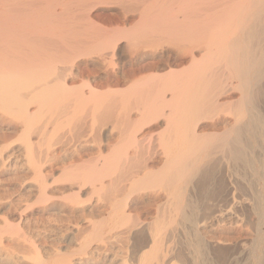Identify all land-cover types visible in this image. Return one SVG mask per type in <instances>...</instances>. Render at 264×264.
<instances>
[{
  "label": "bare ground",
  "instance_id": "6f19581e",
  "mask_svg": "<svg viewBox=\"0 0 264 264\" xmlns=\"http://www.w3.org/2000/svg\"><path fill=\"white\" fill-rule=\"evenodd\" d=\"M0 132L8 261L264 264V0H0Z\"/></svg>",
  "mask_w": 264,
  "mask_h": 264
},
{
  "label": "rangeland",
  "instance_id": "374dc122",
  "mask_svg": "<svg viewBox=\"0 0 264 264\" xmlns=\"http://www.w3.org/2000/svg\"><path fill=\"white\" fill-rule=\"evenodd\" d=\"M176 69H178V68H176ZM3 134V132H0V136H3L2 135ZM13 137V136H12ZM1 138V137H0ZM14 140V138H11V139H9V141L10 142H8V143H12L11 141H13ZM14 143V142H13ZM15 176H17V177H15ZM19 176H18V174L17 173H14L13 171H10V172H8V171H6V172H2V173H0V201L2 202H6V201H10V200H12V201H14L17 205H18V202H20V201H23L22 203H25L26 202V200L25 199H27L30 203H32V202H34V198H32L31 197V195H29L30 193L29 192H27L26 190H22L16 183V181H19L20 179L18 178ZM16 178L17 179H19V180H16ZM26 191V192H25ZM24 193V194H23ZM29 193V194H28ZM23 194V195H22ZM29 199H28V198ZM21 200H20V199ZM17 199V200H16ZM25 200V201H24ZM15 207V206H14ZM14 208H12V210H13ZM4 209H2L1 207H0V226H2L3 224V220H4V218L6 217V216H4V211H3ZM6 212V211H5ZM48 213H50V214H48ZM64 213H58L57 211H55V212H53V211H49V212H47V214H45L42 218H37L35 221H32V222H30L29 223V228L31 229V231L33 230V231H40L42 234H41V237L43 236V234L45 235V237H42V238H40V239H42L41 240V242H42V244L44 245H46L47 247H49V246H51L52 248H54V249H57V250H59L61 253H67V252H70V250H73V249H76V246H77V244L82 240V239H80L81 237H83V236H80V237H78V235H77V237H75V239L74 238H72V236L73 235H71V234H61V236H59L60 238L58 239L57 237H55V235L53 234V233H49L51 230H53V229H57L58 231H59V229H61L62 230V226H63V224L64 225H66L67 224V222H73V223H75V222H77V220H80L81 221V219L78 217V216H76V215H73V216H71V214H64ZM99 214V213H98ZM98 214L96 213V215L98 216ZM6 215V214H5ZM48 215V216H47ZM67 215V216H66ZM151 215H153V211H150V213L149 214H146V216L144 217V218H149V216H151ZM64 216V217H63ZM66 216V217H65ZM72 217V218H71ZM77 217L79 218V219H77ZM69 219H71V220H69ZM5 220H6V218H5ZM76 220V221H75ZM65 222V223H64ZM79 222V221H78ZM14 223V222H13ZM14 224H16V223H14ZM44 231V232H43ZM47 231V232H46ZM57 231V232H58ZM49 234V235H48ZM51 235V236H50ZM62 235H64L63 237H62ZM48 236H50L49 237V239H47V237ZM67 236V237H66ZM56 238V239H55ZM63 238V239H62ZM60 239H62V240H60ZM73 241V242H72ZM78 242V243H77ZM77 243V244H76ZM5 244V243H4ZM44 245V246H45ZM74 246V247H73ZM71 248V249H70ZM67 251V252H66ZM19 254H21L20 252H18V255ZM19 256H22V255H19ZM3 257V258H2ZM4 255L2 256V255H0V264H15V263H13V262H10V261H8L7 259H6V257H5V260H3L4 259ZM73 259H76V258H78L77 256H74V257H72ZM8 261V262H7ZM19 262V263H18ZM29 262V261H28ZM17 263L18 264H26L25 262H23L22 263V261H21V259H19L18 261H17ZM16 263V264H17ZM131 263H134V261H132ZM130 263V264H131ZM87 264H90V263H87ZM119 264V263H118ZM124 264H129V262H125ZM135 264V263H134Z\"/></svg>",
  "mask_w": 264,
  "mask_h": 264
}]
</instances>
